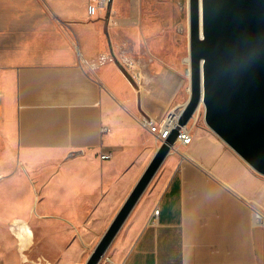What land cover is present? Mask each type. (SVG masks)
Instances as JSON below:
<instances>
[{
    "label": "crops",
    "instance_id": "0c3cea01",
    "mask_svg": "<svg viewBox=\"0 0 264 264\" xmlns=\"http://www.w3.org/2000/svg\"><path fill=\"white\" fill-rule=\"evenodd\" d=\"M118 4L89 18L86 0H0V264H84L160 145L143 119L187 100L175 79L141 86L118 63ZM179 19L168 28L181 34ZM178 33L167 43L184 51ZM187 127L103 264H264V175L200 113ZM15 218L31 236L12 233Z\"/></svg>",
    "mask_w": 264,
    "mask_h": 264
},
{
    "label": "water",
    "instance_id": "95a60500",
    "mask_svg": "<svg viewBox=\"0 0 264 264\" xmlns=\"http://www.w3.org/2000/svg\"><path fill=\"white\" fill-rule=\"evenodd\" d=\"M187 9L189 96L84 264L100 262L201 104L204 123L264 175V0H187Z\"/></svg>",
    "mask_w": 264,
    "mask_h": 264
},
{
    "label": "rangeland",
    "instance_id": "374dc122",
    "mask_svg": "<svg viewBox=\"0 0 264 264\" xmlns=\"http://www.w3.org/2000/svg\"><path fill=\"white\" fill-rule=\"evenodd\" d=\"M187 10V0H119L117 10L107 18L118 63L129 73L139 68L140 79L137 84L141 86L152 84L164 90L175 79L177 100L181 96H189V77L186 74V69L189 73V60L184 61L185 56H188V29L186 26L179 34L176 28V23L180 21L179 15L186 22L185 25L188 24ZM174 24L172 30L168 28ZM177 33L184 38V51H177L167 43V38ZM148 47L151 48V55L146 51ZM173 92V86L169 85L166 88L167 95ZM197 113L203 118L202 104ZM115 237L98 264H103Z\"/></svg>",
    "mask_w": 264,
    "mask_h": 264
},
{
    "label": "built area",
    "instance_id": "2783aa9c",
    "mask_svg": "<svg viewBox=\"0 0 264 264\" xmlns=\"http://www.w3.org/2000/svg\"><path fill=\"white\" fill-rule=\"evenodd\" d=\"M112 0H86V13L89 18H93L97 15V12L103 9H110V5ZM106 58L102 57V60ZM132 78L137 82L140 79V70L139 68H135L133 72H131ZM138 83V82H137ZM176 113L168 114L160 124L155 125L150 119H143L142 124L147 126L149 130L154 134L156 140L161 143L164 141L169 135L171 129L176 126ZM191 141V134L189 129L186 126L180 127L177 135L176 142H180L181 144H188ZM175 142V143H176ZM175 146L171 147V150L174 149ZM101 159L109 158L108 153H100ZM153 214L156 216L158 214V209H154ZM253 218L255 221H258L264 224V215L260 212L254 211Z\"/></svg>",
    "mask_w": 264,
    "mask_h": 264
},
{
    "label": "bare ground",
    "instance_id": "6f19581e",
    "mask_svg": "<svg viewBox=\"0 0 264 264\" xmlns=\"http://www.w3.org/2000/svg\"><path fill=\"white\" fill-rule=\"evenodd\" d=\"M187 58V57H186ZM189 60V58L187 59V61ZM188 63V62H187ZM188 91V90H187ZM175 144V143H174ZM174 146V145H173ZM10 226V225H9ZM10 230L12 231L13 234L15 235H21V233H26L27 236H31V231L28 228L27 224H25L24 221H22L20 218H15L11 224V228ZM17 238V236H16ZM22 238V235L21 237ZM20 240V239H18Z\"/></svg>",
    "mask_w": 264,
    "mask_h": 264
},
{
    "label": "trees",
    "instance_id": "16d2710c",
    "mask_svg": "<svg viewBox=\"0 0 264 264\" xmlns=\"http://www.w3.org/2000/svg\"><path fill=\"white\" fill-rule=\"evenodd\" d=\"M123 72L126 74L127 77L130 78L129 74L123 69Z\"/></svg>",
    "mask_w": 264,
    "mask_h": 264
}]
</instances>
